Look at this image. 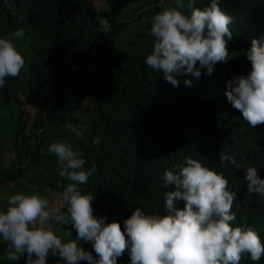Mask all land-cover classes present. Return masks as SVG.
Masks as SVG:
<instances>
[{
	"label": "trees",
	"instance_id": "trees-1",
	"mask_svg": "<svg viewBox=\"0 0 264 264\" xmlns=\"http://www.w3.org/2000/svg\"><path fill=\"white\" fill-rule=\"evenodd\" d=\"M95 2L0 0V38L22 29L24 35L14 43L25 60L19 77H7L0 88V107H14L18 117L15 129L6 135L0 111V190L6 186L37 190L51 204L49 195L55 194L59 208L66 211L62 193L70 181L59 177L54 155H41L53 141H66L80 149L86 171L96 169L87 184L78 185L82 194L95 197L94 215L105 217L106 223L119 222L123 229L136 208L146 214H167L164 193L172 188L163 187L164 171L178 173L185 159L192 157L232 181L238 190L233 205L247 223L237 226L258 229L264 236V195H246L241 190L245 170L221 164L219 157L227 145L236 164L264 170L253 131L239 139L247 128L233 115L241 112L225 95L227 82L242 75L250 63L244 52L252 40L264 42V0H220L221 9L233 18L229 25L233 40L227 47L236 69L224 76L228 62H218L208 75L197 63L201 76H177L179 87L166 82L162 71L149 68L145 58L155 40L150 32L152 16L168 7L190 15L189 0H156L127 12L132 0H104L100 10ZM208 4L210 0H196L195 6L203 10ZM97 16L108 19L107 31L98 25ZM123 35L127 41L122 47ZM186 79L192 80L191 87L183 83ZM68 123L82 135L69 131ZM260 136L263 150L264 129ZM97 137L98 145L93 143ZM10 146L17 159L4 170ZM175 206L183 209L184 202ZM48 226L76 234L70 225L52 221ZM91 253L98 258L93 249ZM56 259L51 255L47 264H58ZM261 261L258 264H264ZM0 264L16 263L0 260ZM117 264H131L129 255L118 258Z\"/></svg>",
	"mask_w": 264,
	"mask_h": 264
},
{
	"label": "clouds",
	"instance_id": "clouds-1",
	"mask_svg": "<svg viewBox=\"0 0 264 264\" xmlns=\"http://www.w3.org/2000/svg\"><path fill=\"white\" fill-rule=\"evenodd\" d=\"M195 5L196 0H189L190 15L168 7L151 18L150 32L155 40L145 64L158 73L162 71L173 87L180 85L177 76L199 78L197 63L207 69L208 75L218 62H228L224 76L236 69L227 47L233 40L229 28L233 18L221 9L220 0H210L203 10ZM97 23L108 30L107 18L97 16ZM23 35V30L18 29L0 38V88L5 87L7 77H19L24 68L25 60L14 43ZM244 53L251 64L242 69V75H234L227 82L225 95L241 112L233 115L247 128L239 139L253 131L256 150L264 161L260 136L264 129V42L253 39ZM183 83L192 86L191 79ZM66 126L77 137L82 135L75 125ZM93 143L100 144V139L95 138ZM228 152L226 145L219 155L220 163L229 162L245 170L241 190L248 196L264 195V170L236 164ZM46 154L56 157L59 177L70 181L66 187L57 181L58 187H64L66 211L53 207L48 198L35 190L9 196L6 210H0V238L7 244L6 258L10 261H18L26 254V264H47L51 254L58 257V264H117L125 253L131 264H258L264 259L263 234L258 229L256 233L251 227L237 226L247 225L233 205L237 188L229 178L197 159L187 157L178 173L164 171L163 187L172 188L164 193L167 214H146L136 208L124 220L122 229L119 222L106 223L105 217L97 218L92 207L95 197L82 194L78 187L87 184L96 171L94 166L84 169L86 161L78 147L56 140L47 152H41ZM177 201L184 202L183 209L175 206ZM52 221L70 225L76 231V240L63 241L48 226ZM233 221L237 227L232 226ZM65 235L70 237L71 231ZM78 241L90 243L98 258L79 247ZM245 255L250 256L248 261L242 259Z\"/></svg>",
	"mask_w": 264,
	"mask_h": 264
},
{
	"label": "rangeland",
	"instance_id": "rangeland-1",
	"mask_svg": "<svg viewBox=\"0 0 264 264\" xmlns=\"http://www.w3.org/2000/svg\"><path fill=\"white\" fill-rule=\"evenodd\" d=\"M155 1L156 0H132V2H130V5H128V7L125 10L127 12L128 10L135 9L138 6L144 5L146 3H154ZM162 3L163 2H161V5H162ZM104 4H105L104 0H96V2H95V6L99 10L104 7ZM129 32H130V30L128 31V33ZM122 40H123V45H122V47H123L125 45L126 41H127L126 35L122 36ZM23 47H24V45L21 46V48H23ZM0 111H1V115H2V124H3V128L5 130V134L6 135H10L11 132L15 129L16 124L18 122V117H17L16 111H15L14 107H6V108H3V109L0 107ZM16 159H17L16 153L13 151L11 146L8 147V149L6 150L5 160H4V163H3V169L7 170V169L12 168V166H13L14 162L16 161ZM35 191L38 192L40 195H43L39 191H37V190H35ZM30 192H33V191H29V192L21 191L18 188L13 187V186L3 187L0 190V210H6L7 200L9 198V196H11L13 194H16V193L28 194ZM49 197H50V199H52L54 201L51 205L53 207L59 208L58 204L60 203V198L58 196H56L55 194H50ZM56 233L65 242L67 240H69V239L76 240V238H77V234H74V233H71V236H72L71 238H69V236L63 237L62 235L59 234V233H66L63 230L56 231ZM78 246L82 247L85 251H88V252H91L92 249H93L92 245L90 243H88V242H83V241L79 242L78 241ZM6 248H7L6 242H4L2 240V238H0V260L8 261V262H11V263H16V264H20V263L26 262V260H27V255L26 254L21 256L18 261H10V260H8L6 258ZM50 256H51V254L49 255V257ZM55 261H58V259H56Z\"/></svg>",
	"mask_w": 264,
	"mask_h": 264
}]
</instances>
